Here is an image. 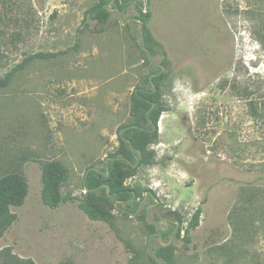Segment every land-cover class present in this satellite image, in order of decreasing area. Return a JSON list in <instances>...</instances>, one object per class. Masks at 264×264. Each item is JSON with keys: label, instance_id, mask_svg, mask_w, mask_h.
<instances>
[{"label": "rangeland", "instance_id": "obj_1", "mask_svg": "<svg viewBox=\"0 0 264 264\" xmlns=\"http://www.w3.org/2000/svg\"><path fill=\"white\" fill-rule=\"evenodd\" d=\"M99 1L4 0L0 76L31 54L63 53L32 59L0 88V176L29 181L0 259L160 264L148 251L151 191L159 199L151 219L181 217L166 245L172 264H264V0H121L123 21L139 7L151 13L159 43L151 61L164 66L154 159L126 181L146 200L135 215L118 203L108 222L91 220L77 201L43 203L48 162L67 169L65 194L85 195L87 168L103 170L117 151L120 128L134 119L132 94L152 73L136 21L124 24L114 10L104 27L86 17Z\"/></svg>", "mask_w": 264, "mask_h": 264}, {"label": "trees", "instance_id": "obj_2", "mask_svg": "<svg viewBox=\"0 0 264 264\" xmlns=\"http://www.w3.org/2000/svg\"><path fill=\"white\" fill-rule=\"evenodd\" d=\"M108 3V0H100L86 11V17L97 20L104 27L111 15ZM3 6L4 0H0V57L2 56V38L4 36V28L2 27L4 18L1 12ZM112 7L119 8L121 12L127 11V5L125 3L122 4L121 0H115V4ZM138 12V14H132L130 17L143 20L142 46L139 43L138 46L147 62L152 66L151 74H154L152 78L154 86L150 80V74L146 80L148 87H140L133 92L132 114L134 119L120 128L121 130L129 126L121 135L119 134L120 144L117 151L110 155L114 159H110L108 164H106L108 169L107 167L102 171L93 169L87 173L90 167L95 166L87 168L85 173L87 175L86 177L84 176L85 182L83 178V187L85 190L88 188V191H86L84 196L77 197L64 193L63 188L68 179V172L62 164L48 162L42 165V201L51 209H56L67 201H77L78 206L91 220L108 222L113 217L112 209L117 207L115 204L116 200H128V204L136 212L140 203L137 199L144 197L140 188L130 186L126 181L136 173L137 166L149 165L154 159V151L150 149V145L158 136V122L163 112L161 96L165 74L162 71L163 63L152 65V61L148 56V51H150L151 55H154L156 52L155 45H159L147 28L151 13L148 11L144 12L141 7L138 8ZM136 23L138 22L136 21ZM60 53L63 52H37L25 57L21 62L0 76V88L7 87L13 76L23 70L32 59L54 57ZM153 104L154 106L152 107ZM132 149L135 150V153ZM136 163L137 165L135 166ZM107 172L108 175L105 174ZM102 184H108L109 190L107 191L106 186H101ZM28 193L29 181L26 174L8 173L0 176V238L17 218V215L11 211L12 207L23 205ZM132 198L134 199L131 201ZM200 215L201 208L198 207L190 218L189 227L184 236L185 240L191 241L190 229L198 226ZM177 219L181 221L179 215H177ZM149 225L153 229L152 233L159 230L154 222L150 221ZM166 234L163 233L164 237ZM167 250L168 247L162 246L158 242L154 252L163 263L172 264ZM151 259L163 264L153 255ZM0 264H34V262L11 257L8 253H5L0 259ZM59 264H67V262L61 261Z\"/></svg>", "mask_w": 264, "mask_h": 264}, {"label": "flooded vegetation", "instance_id": "obj_3", "mask_svg": "<svg viewBox=\"0 0 264 264\" xmlns=\"http://www.w3.org/2000/svg\"><path fill=\"white\" fill-rule=\"evenodd\" d=\"M157 65L159 63H156ZM106 164H108L106 162ZM108 167V165L106 166ZM99 171H102L101 169H99ZM106 174V173H105ZM143 195L144 197L141 198L140 200V203H139V206L137 208V211L136 213L138 212L141 204L146 200V192H143ZM149 196H150V200L151 202H149V204L146 206V213L147 215L149 216L150 220L152 222H157L153 219H151V211H150V208L152 207V209H155L157 204L159 202H156V199H155V195L153 192L149 191ZM134 198L131 199V201L133 200ZM119 200V199H118ZM118 203H121L122 205H124L125 207H122L123 210H125L126 212L128 213H132L128 208L131 207L128 203L129 201L128 200H125V201H121L119 200ZM158 224H156L157 228H159L158 231H155L153 233L150 234V239H149V244L151 243V240H152V237L153 236H156L158 238V241L157 243L159 242L160 243V236H159V233L162 234V236L164 237L163 233H170V239L171 237L173 238V236L179 231L180 227H181V221L177 219V215H175L174 213H171V212H166L164 214V216L161 218V223L157 222ZM171 224V226L168 225ZM154 251V250H153Z\"/></svg>", "mask_w": 264, "mask_h": 264}, {"label": "water", "instance_id": "obj_4", "mask_svg": "<svg viewBox=\"0 0 264 264\" xmlns=\"http://www.w3.org/2000/svg\"><path fill=\"white\" fill-rule=\"evenodd\" d=\"M113 1L114 0H110L109 1V3H108V9L111 11V10H114V11H116L118 14H119V18H120V21L121 22H123L124 24H126V23H128L129 21H137L138 22V24H137V28H138V31H139V33H140V37H139V39H138V43L142 46V40H143V30H142V28H141V26L143 25V20L142 19H139V18H136V17H130V18H128V19H126V20H122V18H121V11H120V9L119 8H117V7H111V4L113 3ZM144 48V47H143ZM148 56H149V58L151 59V53H150V51H148ZM162 71H164V66H162ZM153 76H154V74H151L150 75V80H151V82H152V85L154 86V83H153V81H152V78H153ZM154 106V104L152 105V107ZM134 127H136V125H134ZM129 128V126H127V127H125L124 129H121L120 130V132H119V134L121 135L126 129H128ZM133 150V152L135 153V150L134 149H132ZM110 159H114V157H107V159H106V162L108 163V161L110 160ZM138 160V159H137ZM137 165V163L135 164V166ZM99 170V168H97V167H90L88 170H87V173L90 171V170ZM107 169H108V167H107ZM86 175L87 174H85V177H86ZM106 175H108V172L106 173ZM84 182H85V178H84ZM101 186H106V188H107V191L109 190V186H108V184H102ZM86 191H88V188H86ZM155 199H156V202H159V199L157 198V197H155ZM118 202H119V200H116L115 201V204L117 205L118 204ZM136 214V212H134V213H131V215H135ZM155 224H158L157 222H154ZM159 225V224H158ZM159 236H160V243H161V245L162 246H166V245H168V244H170L171 243V241H172V237H171V239H170V241L168 242V243H164L163 242V240H162V234L161 233H159ZM148 251L155 257V258H157L158 260H159V262H161V263H163V261L156 255V253L151 249V247H150V244H149V246H148ZM163 264H165V263H163Z\"/></svg>", "mask_w": 264, "mask_h": 264}]
</instances>
